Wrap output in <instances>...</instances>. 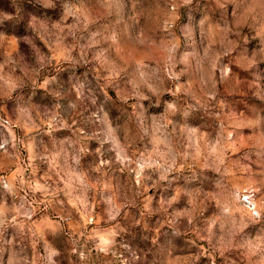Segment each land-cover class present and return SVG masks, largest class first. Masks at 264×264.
Segmentation results:
<instances>
[{
  "label": "rangeland",
  "instance_id": "374dc122",
  "mask_svg": "<svg viewBox=\"0 0 264 264\" xmlns=\"http://www.w3.org/2000/svg\"><path fill=\"white\" fill-rule=\"evenodd\" d=\"M0 264H264V0H0Z\"/></svg>",
  "mask_w": 264,
  "mask_h": 264
}]
</instances>
